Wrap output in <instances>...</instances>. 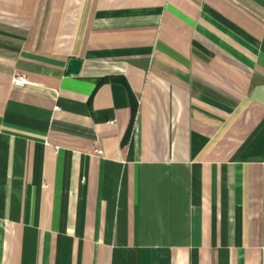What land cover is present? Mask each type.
<instances>
[{
	"label": "crops",
	"instance_id": "1",
	"mask_svg": "<svg viewBox=\"0 0 264 264\" xmlns=\"http://www.w3.org/2000/svg\"><path fill=\"white\" fill-rule=\"evenodd\" d=\"M0 264H264V0H0Z\"/></svg>",
	"mask_w": 264,
	"mask_h": 264
},
{
	"label": "water",
	"instance_id": "2",
	"mask_svg": "<svg viewBox=\"0 0 264 264\" xmlns=\"http://www.w3.org/2000/svg\"><path fill=\"white\" fill-rule=\"evenodd\" d=\"M80 66H81V61L78 59H68L66 61V65H65V74L67 75H77L79 73L80 70Z\"/></svg>",
	"mask_w": 264,
	"mask_h": 264
},
{
	"label": "trees",
	"instance_id": "3",
	"mask_svg": "<svg viewBox=\"0 0 264 264\" xmlns=\"http://www.w3.org/2000/svg\"><path fill=\"white\" fill-rule=\"evenodd\" d=\"M131 96H129L130 98ZM135 113V104L133 100H130V114H131V119L134 116ZM130 130V129H129ZM129 133V132H128Z\"/></svg>",
	"mask_w": 264,
	"mask_h": 264
}]
</instances>
